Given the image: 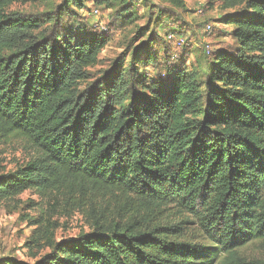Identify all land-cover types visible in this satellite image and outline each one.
Wrapping results in <instances>:
<instances>
[{
	"label": "trees",
	"instance_id": "trees-1",
	"mask_svg": "<svg viewBox=\"0 0 264 264\" xmlns=\"http://www.w3.org/2000/svg\"><path fill=\"white\" fill-rule=\"evenodd\" d=\"M26 1L0 0V137H20L38 156L0 176V201L54 191L89 229L32 264H264L239 253L264 244V0H217L232 11L218 23L238 48H202L210 57L202 92L167 71L163 90L144 96L132 60L79 97L76 84L109 38L33 40V20L5 14ZM92 3H117L116 19L130 12L126 0ZM125 93L128 109L115 112ZM195 233L211 246L192 241Z\"/></svg>",
	"mask_w": 264,
	"mask_h": 264
},
{
	"label": "rangeland",
	"instance_id": "rangeland-1",
	"mask_svg": "<svg viewBox=\"0 0 264 264\" xmlns=\"http://www.w3.org/2000/svg\"><path fill=\"white\" fill-rule=\"evenodd\" d=\"M126 3L130 12L124 13L123 19L113 17L117 3L104 9L93 6L92 0L68 7L65 0H29L8 6L5 14L33 20L37 25L30 32L33 40L47 34H57L60 44L69 43L71 36L80 38L87 34L109 38L97 64L85 69L83 79L76 84V97L83 96L92 83L116 63L124 69L132 60L138 73V90L144 96L163 90L162 75L167 71L184 72L202 92L203 74L210 64V57L202 48L206 45L212 51L238 48L231 28L218 23L223 14L232 11L223 10L217 0H126ZM243 11L237 8V12ZM205 25L210 28L209 34L203 33ZM176 41H180V45H176ZM16 53L5 52L4 56L9 58ZM145 54H149L153 62L152 59L143 61ZM130 98L129 93H125L113 110L125 112ZM37 156L36 150L24 139L0 137V176L13 175ZM105 201L114 203V197L108 196ZM87 233L89 229L79 213L66 206L65 199L58 197L57 192L43 195L29 190L12 200L0 201V264H32L49 255L55 244L78 240ZM191 240L211 246L196 233L191 235ZM239 253L247 259L264 260V244L250 243Z\"/></svg>",
	"mask_w": 264,
	"mask_h": 264
},
{
	"label": "built area",
	"instance_id": "built-area-1",
	"mask_svg": "<svg viewBox=\"0 0 264 264\" xmlns=\"http://www.w3.org/2000/svg\"><path fill=\"white\" fill-rule=\"evenodd\" d=\"M96 14H98L97 12H95ZM204 33L205 34H209L210 33V28H209V26H206V28H205V30H204ZM180 41H176V45H180ZM204 50H205V52H206V54H208L209 53V47L208 46H206L205 48H204ZM165 77V73L162 75V78H164Z\"/></svg>",
	"mask_w": 264,
	"mask_h": 264
}]
</instances>
